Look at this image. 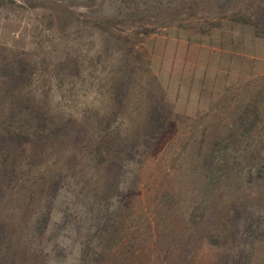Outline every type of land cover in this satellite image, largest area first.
I'll use <instances>...</instances> for the list:
<instances>
[{"label": "rangeland", "instance_id": "374dc122", "mask_svg": "<svg viewBox=\"0 0 264 264\" xmlns=\"http://www.w3.org/2000/svg\"><path fill=\"white\" fill-rule=\"evenodd\" d=\"M155 2L0 0V264H264V0Z\"/></svg>", "mask_w": 264, "mask_h": 264}, {"label": "trees", "instance_id": "16d2710c", "mask_svg": "<svg viewBox=\"0 0 264 264\" xmlns=\"http://www.w3.org/2000/svg\"><path fill=\"white\" fill-rule=\"evenodd\" d=\"M120 1L123 2L122 7H121V11H122L123 10V7L124 8L130 7V8H132V9L135 10V9H138L139 8V5L142 6L141 8H147V7H150L151 4H153L154 1H156L155 3H160L161 0H136V1H131V4H129V1L128 0H120ZM0 80H2V79H0ZM246 263H247V260H246V262L245 261H242L240 264H246Z\"/></svg>", "mask_w": 264, "mask_h": 264}]
</instances>
